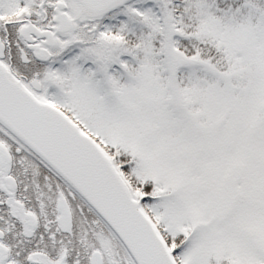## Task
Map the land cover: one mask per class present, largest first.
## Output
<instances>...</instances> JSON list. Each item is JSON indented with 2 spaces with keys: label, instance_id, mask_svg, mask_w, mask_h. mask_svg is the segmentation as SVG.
<instances>
[{
  "label": "snow or ice",
  "instance_id": "6c2138e0",
  "mask_svg": "<svg viewBox=\"0 0 264 264\" xmlns=\"http://www.w3.org/2000/svg\"><path fill=\"white\" fill-rule=\"evenodd\" d=\"M0 264H264V0H0Z\"/></svg>",
  "mask_w": 264,
  "mask_h": 264
}]
</instances>
